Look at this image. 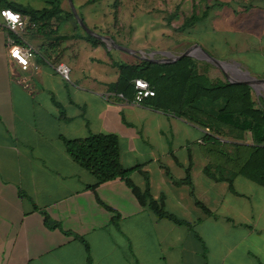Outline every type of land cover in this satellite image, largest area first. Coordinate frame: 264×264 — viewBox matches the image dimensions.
<instances>
[{
  "label": "crops",
  "instance_id": "1",
  "mask_svg": "<svg viewBox=\"0 0 264 264\" xmlns=\"http://www.w3.org/2000/svg\"><path fill=\"white\" fill-rule=\"evenodd\" d=\"M5 1L45 7L0 0V264H264V186L238 174L231 190L209 177L208 126L137 103L115 86L121 63L158 62L164 42L110 36L129 52L89 41L71 19L60 21L52 37L47 24L20 35L5 25ZM10 41L34 49L28 69L10 58ZM235 46L238 54L220 56L264 80V42ZM60 63L69 65V79L57 71ZM200 105L220 108L206 99ZM96 133L116 134L122 165H142L131 174L134 183L163 196L166 210L192 227L159 217L121 177L93 189L96 178L63 138ZM188 174L191 184L179 183Z\"/></svg>",
  "mask_w": 264,
  "mask_h": 264
},
{
  "label": "trees",
  "instance_id": "2",
  "mask_svg": "<svg viewBox=\"0 0 264 264\" xmlns=\"http://www.w3.org/2000/svg\"><path fill=\"white\" fill-rule=\"evenodd\" d=\"M95 1L97 0H87L86 3ZM5 4L7 8L30 15L34 21L44 22L40 30L45 28V24L49 25L47 34L50 37L58 32L60 21L74 19L75 25L86 39L93 43L101 42L99 38L85 32L75 20L74 14L61 7L60 0H53L41 9L8 1ZM224 4L221 1L207 4L201 14L195 12L186 17L184 25L189 27L205 20L214 7ZM82 18L84 19L83 16ZM67 37L69 36L58 38ZM120 67V78L115 86H124L125 95L134 99L135 79L143 78L155 90V95L143 102L210 128L211 132L206 138L211 143L208 149L211 161L205 167V173L209 177L216 181H227L231 190L238 174L264 186V106L255 102L250 85L212 78L200 70L197 60L191 56H183L171 63L142 61L139 64L121 63ZM203 99L213 104L223 101V104L216 112H209L200 105ZM63 139L72 158L96 178V183L91 186L93 189L100 183L121 177L140 203L148 205L159 217H168L179 224L192 227L191 223L166 210L163 196L155 199L148 188L142 191L134 183L131 174L135 170L143 172L142 165L133 168L122 165L116 134L96 133L84 138ZM144 175L148 177L145 173ZM179 183L191 184L190 175ZM196 205L206 213H211L197 199Z\"/></svg>",
  "mask_w": 264,
  "mask_h": 264
},
{
  "label": "rangeland",
  "instance_id": "3",
  "mask_svg": "<svg viewBox=\"0 0 264 264\" xmlns=\"http://www.w3.org/2000/svg\"><path fill=\"white\" fill-rule=\"evenodd\" d=\"M32 1L35 7H43L53 0H30ZM86 1L60 0V3L66 12L73 14L74 4L77 12L85 16L88 24H97L95 29L99 33L113 35L125 42L133 36L136 42H164L160 48L173 55L181 54L203 42L214 57L249 70L238 61L225 56L222 58L220 55L230 51L231 56L238 54L235 46L238 42H264V0H97L81 6ZM217 1L225 4L214 7L205 20L189 27L184 25L186 17L195 12L201 14L207 4ZM89 10L95 13L88 17ZM71 20L75 22L74 19ZM240 29L243 31L239 32ZM114 52L118 56L116 49ZM196 54L199 56L200 70L210 77L228 80L227 72L233 80L244 78L236 74L235 69L224 70L202 58L200 53ZM249 72L254 76L250 70ZM253 96L258 105L264 106V83L256 84ZM218 104L221 106V101ZM248 137L250 139L249 134Z\"/></svg>",
  "mask_w": 264,
  "mask_h": 264
},
{
  "label": "built area",
  "instance_id": "4",
  "mask_svg": "<svg viewBox=\"0 0 264 264\" xmlns=\"http://www.w3.org/2000/svg\"><path fill=\"white\" fill-rule=\"evenodd\" d=\"M1 15L8 29L20 35L28 30H37L44 25L42 21H34L29 15H24L7 7L1 9ZM13 17H15V19H13ZM8 54L10 58L17 61L23 69H28L31 66V57L34 55V49L29 45L10 41ZM57 71L64 78L69 79V65L60 63L57 65ZM135 90L134 101L137 103H142L146 98L155 95V90L151 87L150 83L143 78L135 79Z\"/></svg>",
  "mask_w": 264,
  "mask_h": 264
},
{
  "label": "water",
  "instance_id": "5",
  "mask_svg": "<svg viewBox=\"0 0 264 264\" xmlns=\"http://www.w3.org/2000/svg\"><path fill=\"white\" fill-rule=\"evenodd\" d=\"M73 6V10H74V16L77 19V21L79 22V24L81 25V27L85 30L86 33L99 38L100 40H103L105 42H107L108 44L113 45L116 48H121L124 49L126 51L132 52V50H130L127 47H123L122 45L118 44L112 37L107 36V35H102L99 34L98 32H96L95 30H93L92 28H90L84 21V19L82 18V16L77 12L75 5L72 4ZM196 53H200L202 56V58H205L208 61L213 62L214 64H216L217 66L221 67L222 69H226V68H233L235 70L240 71L243 74V79L240 80H233L231 79V77H229L228 73L227 74V78L230 82L233 83H239V82H243V83H247L248 85H250L253 89L256 88V84L264 81L263 79H259L256 78L254 76H252L249 72V70H244L242 68H239L238 66L228 63L225 60L222 59H218L216 57H214L212 54H210L208 51H206L204 48H202L200 45L196 44L193 47L189 48L188 50H186L185 52L178 54V55H173L171 53L166 52L165 53V57L160 59L158 62H172V61H176L180 58H182L183 56H192L194 58H199V56ZM145 59L147 60H151L149 57L144 56Z\"/></svg>",
  "mask_w": 264,
  "mask_h": 264
},
{
  "label": "snow or ice",
  "instance_id": "6",
  "mask_svg": "<svg viewBox=\"0 0 264 264\" xmlns=\"http://www.w3.org/2000/svg\"><path fill=\"white\" fill-rule=\"evenodd\" d=\"M13 19H15V17H13Z\"/></svg>",
  "mask_w": 264,
  "mask_h": 264
},
{
  "label": "bare ground",
  "instance_id": "7",
  "mask_svg": "<svg viewBox=\"0 0 264 264\" xmlns=\"http://www.w3.org/2000/svg\"><path fill=\"white\" fill-rule=\"evenodd\" d=\"M262 83V82H261Z\"/></svg>",
  "mask_w": 264,
  "mask_h": 264
}]
</instances>
